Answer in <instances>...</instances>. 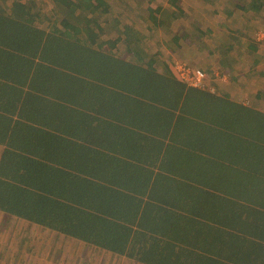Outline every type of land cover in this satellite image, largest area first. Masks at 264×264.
Segmentation results:
<instances>
[{
    "label": "trees",
    "instance_id": "obj_1",
    "mask_svg": "<svg viewBox=\"0 0 264 264\" xmlns=\"http://www.w3.org/2000/svg\"><path fill=\"white\" fill-rule=\"evenodd\" d=\"M49 1L0 0V209L147 264H264V105L160 71L109 0ZM168 1L148 7L160 42L191 48ZM232 1L228 16L264 12Z\"/></svg>",
    "mask_w": 264,
    "mask_h": 264
},
{
    "label": "rangeland",
    "instance_id": "obj_2",
    "mask_svg": "<svg viewBox=\"0 0 264 264\" xmlns=\"http://www.w3.org/2000/svg\"><path fill=\"white\" fill-rule=\"evenodd\" d=\"M43 2L42 6L44 11L47 14L51 13L53 3L49 0H39ZM111 4L112 12L119 16L123 22H136L135 26L139 29L142 34H146V44L151 54H157L158 61L156 65L160 71H164L165 68H168L170 71L177 73V69H174L175 65L178 64H187L191 68L202 69L208 79L206 83V88L219 87L218 91H229L235 99L242 98L243 100L252 99L258 104H262L259 107L264 105V97L261 100L253 98L256 90H264V75H261L259 72L264 68L263 58L260 56L252 55L250 51L251 42L249 38L246 39L244 36L236 33L235 36L238 38L237 45L234 46V50L230 53V56H234L233 61L235 62V71L233 74L235 77L239 76V79L232 80L231 72L230 74L226 72L229 70L222 54L219 52V42L223 41L229 42V37L227 35L228 26L236 27V31L240 30L239 26L245 25L247 23V34L251 37L262 40L264 38V12L260 13H248L241 15L239 12L233 16H228L223 12L225 8L231 7L232 0H210L212 3H207L205 0H176L174 4L182 6L184 8L186 15L185 17L177 19L173 25L170 26L171 31H179L178 34H183L187 28V38L185 43L187 46L182 49H179L178 52H173L171 46H174L173 42L170 40L168 42L161 43V38L166 37L168 33L167 29L164 26H155L153 22V14L148 9L149 6H170V1L168 0H143V3L140 0H109ZM217 11L215 13L214 11ZM208 22H217L221 26L215 27L213 35L210 37L199 36L198 27H201L205 30ZM230 22H235L234 25L229 24ZM250 22L252 26L250 27ZM221 30V32L219 31ZM242 32V31H241ZM166 34V35H164ZM168 37V36H167ZM171 37V36H170ZM168 37V38H170ZM243 45V48L241 47ZM264 45V43L262 44ZM249 47V49H247ZM264 48V46H263ZM242 51V54H239V51ZM260 60L259 65H256L255 68L252 65L256 59ZM253 66V67H250ZM254 69V70H253ZM230 71V70H229ZM251 71L250 76L247 74ZM231 81V82H230ZM217 91V92H218ZM29 226L34 227L32 224ZM27 223L24 224L25 231L21 229L20 236H11L10 243H18L20 241V248L22 246H27L26 251L23 253V260L27 262L32 260V258H38L40 249L36 247L39 242L36 239L43 238L46 242L48 240H54L53 244H57L56 247H53V252L50 251L52 256L63 257L65 260H69L72 257L74 260L77 258H83L89 260L86 264H135L133 262H125L122 260L115 259L113 257L103 256V253H98L92 250L91 246L79 245V243L72 242L68 238H51L49 235H42L38 233V230L35 228H30ZM1 242H3L1 240ZM51 243V242H50ZM65 247L66 245H71L70 251H61L59 246ZM83 249V250H82ZM14 249L10 251V254H13ZM23 252V251H22ZM20 249V254H22ZM16 253V252H14ZM55 253V254H53ZM16 255V254H15ZM87 256V257H85ZM41 257V256H39ZM82 260V262H83ZM69 263V261H66ZM25 264V263H21Z\"/></svg>",
    "mask_w": 264,
    "mask_h": 264
},
{
    "label": "crops",
    "instance_id": "obj_3",
    "mask_svg": "<svg viewBox=\"0 0 264 264\" xmlns=\"http://www.w3.org/2000/svg\"><path fill=\"white\" fill-rule=\"evenodd\" d=\"M247 23L248 22H245V25L239 26L242 32L240 30L236 31V27H233L231 25L228 26L229 29H228L227 35L229 37V42L227 45L231 44V45H233V47L235 45H237L236 44L237 39L235 38L236 32H238L240 35L244 36L246 39L254 38V36H252V34H251V37L247 34V27H248ZM229 24L234 25L235 22H230ZM220 26L221 25L217 22H208V24L206 25L207 28L205 30H208V28L210 30H213L215 27L218 28ZM251 26H252V24L250 22V27ZM223 42L227 43L226 40ZM220 44H221V41L219 42L218 45L220 46ZM263 46L264 45L259 43V47H258L257 52L262 53L264 55ZM210 90L215 91L214 88H210ZM257 91L258 90H256V92ZM218 93L220 94L222 92L218 91ZM232 97H233V95H232ZM253 98H255V95ZM255 99H257V98H255ZM237 101L245 103L247 105H252V106L258 105V103L254 102L252 99L243 100L242 98H238ZM5 148H6V145L3 143H0V160L2 158L3 153L5 152ZM25 223H27L28 226L30 224H32L34 227H32V226H29V227L37 229L38 233H41L42 235H49V236H51V238H56V239L60 238V237L62 238V236H64L63 238H65V239L68 238L72 242L79 243V245H84V246L89 245L93 248L92 250H94V252H96V255L98 253L99 254L103 253V256L113 257L115 259L122 260L125 262L127 261L129 263L133 262L135 264H147L144 262L137 261V260H135L129 256L124 255V254L116 253V252H113V251L105 249V248L96 247V246L85 243V242L78 240V239H71L65 234L59 233V232H57L51 228L37 224L35 222H31L29 220H26V219L20 217L19 214L7 212V211H4L2 209H0V264H21V263H25V264H86V262L89 260L88 258H86L85 260H83V258H77L74 260L72 257H70L69 260H65V259H63V257H59V255L57 257H54V256H52V254H50V251L53 252L52 249H53V247H56L57 244H53L54 240H48L51 243L46 242L41 237L39 239H36L39 242V244H37L36 247L38 249H40V252H43V253L39 254L38 258H36V259L32 258L31 262H30V260L27 262H24L23 253L27 250L26 249L27 246L25 245V246H22V248H20V241L18 243H10L9 240H10L11 236H20V233H22L21 229H23V226ZM23 230L25 231V227ZM25 233H26V231H25ZM1 240L3 242H1ZM71 247H72L71 245H66L63 248L61 245L59 246L61 251H64V250L70 251ZM12 249H14L13 254H10L9 252L12 251ZM20 249H21V252L23 251L22 254H20ZM14 252H16V253H14ZM53 254H55V253H53ZM39 256H41V257H39ZM85 257H87V256H85ZM82 260H83V262H82ZM66 261H69V263H66ZM116 264H120V263H116Z\"/></svg>",
    "mask_w": 264,
    "mask_h": 264
},
{
    "label": "built area",
    "instance_id": "obj_4",
    "mask_svg": "<svg viewBox=\"0 0 264 264\" xmlns=\"http://www.w3.org/2000/svg\"><path fill=\"white\" fill-rule=\"evenodd\" d=\"M174 69H177L178 77L183 80L187 85L193 87L206 88L207 75L199 68H191L186 64H176ZM214 91V90H212Z\"/></svg>",
    "mask_w": 264,
    "mask_h": 264
}]
</instances>
